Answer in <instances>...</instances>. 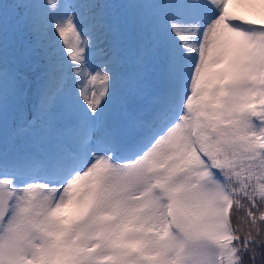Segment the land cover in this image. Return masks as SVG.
Wrapping results in <instances>:
<instances>
[{
  "label": "snow or ice",
  "instance_id": "1",
  "mask_svg": "<svg viewBox=\"0 0 264 264\" xmlns=\"http://www.w3.org/2000/svg\"><path fill=\"white\" fill-rule=\"evenodd\" d=\"M0 264H264V0H0Z\"/></svg>",
  "mask_w": 264,
  "mask_h": 264
},
{
  "label": "trees",
  "instance_id": "2",
  "mask_svg": "<svg viewBox=\"0 0 264 264\" xmlns=\"http://www.w3.org/2000/svg\"><path fill=\"white\" fill-rule=\"evenodd\" d=\"M129 135H131V131H129Z\"/></svg>",
  "mask_w": 264,
  "mask_h": 264
}]
</instances>
